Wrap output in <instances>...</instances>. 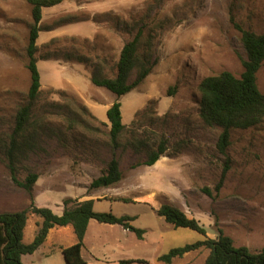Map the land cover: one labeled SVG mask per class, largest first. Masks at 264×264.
<instances>
[{
    "label": "rangeland",
    "instance_id": "rangeland-1",
    "mask_svg": "<svg viewBox=\"0 0 264 264\" xmlns=\"http://www.w3.org/2000/svg\"><path fill=\"white\" fill-rule=\"evenodd\" d=\"M42 13L36 53L41 89L32 112L40 126H35L36 145L20 155L15 176L24 181L30 173L39 174L32 196L37 207L59 215L68 197L94 199L95 212L130 216L133 227L145 230L140 239L123 226L91 220L82 249L86 264H165L159 258L172 249L205 240L159 216L156 210L166 203L197 219L209 238H217L221 229L236 247L261 251L264 120L233 130L227 154H221L217 141L222 130L206 126L199 115V85L223 71L242 75L247 55L230 17L244 29L264 34V0H61ZM32 23L28 0H0V213L29 209L33 201L13 180L2 148L19 108L30 102L27 46ZM141 28L146 38L152 36L159 58L150 75L120 98L95 86L92 73L114 76L120 49ZM257 83L264 94V63ZM118 99L126 130L114 149L107 110ZM162 141L167 150L155 165L132 167L145 162ZM113 157L119 159L123 180L89 190ZM122 198L132 202L117 201ZM41 222L29 212L26 244ZM75 242L71 226L55 227L22 262L67 264L62 248ZM208 254L202 248L172 264H204Z\"/></svg>",
    "mask_w": 264,
    "mask_h": 264
},
{
    "label": "trees",
    "instance_id": "trees-1",
    "mask_svg": "<svg viewBox=\"0 0 264 264\" xmlns=\"http://www.w3.org/2000/svg\"><path fill=\"white\" fill-rule=\"evenodd\" d=\"M28 1L32 5L33 18L27 46L28 70L31 77L28 92L30 102L19 108L14 129L8 135V141H2V148L7 155L13 180L29 193L33 201L29 209L0 213V264H23L22 257L36 252L46 241L50 230L57 226H72L76 236L75 244L63 249L67 264H86L82 258V249L91 220L123 226L134 232L140 239L143 238L145 230L133 227L130 222L134 218L130 216L118 217L111 212H95L94 199L80 200L68 197L63 201L64 211L61 215L55 214L50 208L37 207L32 196L39 174L30 173L24 181L18 180L15 176L16 163L19 161L20 155H25V150L34 149L39 129L35 126H40L39 122L33 119L32 112L34 101L39 97L41 89V74L36 53L38 51L37 40L42 31L40 25L43 17L42 11L44 7L54 6L61 0ZM230 20L242 34L241 41L247 55L243 61L244 71L239 78L229 71H223L218 75L203 79L199 85L200 118L206 126L222 130L218 137L217 149L223 155L227 154L233 130L256 127L264 120V94L260 91L257 83V74L264 63V34L244 29L241 24L236 22L233 15ZM151 39L152 36L146 38L145 31L141 28L132 40L123 45L114 76L107 77L101 72L102 75L93 72L92 83L97 87L107 89L118 98L132 92L145 81L158 64L159 58L155 54ZM78 61L86 63L81 58H78ZM175 89L176 87L171 88L169 96H172ZM107 118L110 123V141L113 148L117 149L119 139L126 130V125L123 122L122 104L119 99L107 110ZM21 150L23 151L21 152ZM166 150V142L162 141L156 150L150 152L145 162L134 164L132 167L153 166L165 154ZM227 169L228 166L223 171L221 181L216 185L215 189L218 192L222 187ZM122 180L123 172L119 159L113 157L108 163L107 170L92 181L89 190L108 188ZM204 191L212 195L210 189L205 188ZM117 201L132 202L127 198ZM29 212L40 216L42 222L39 224V231L34 240L26 244L24 232ZM156 212L176 228L191 229L205 236L203 241L172 249L168 254L161 256L159 261L165 264H172L174 259L182 258L186 254L199 251L202 248L209 250L204 264H264V248L254 253L247 247H236L233 239L225 235L221 229L217 238H209L204 225H201L197 219L190 218L182 209L173 204H162ZM133 262V260L121 261L120 264H132ZM138 262L147 264L145 261Z\"/></svg>",
    "mask_w": 264,
    "mask_h": 264
},
{
    "label": "crops",
    "instance_id": "crops-1",
    "mask_svg": "<svg viewBox=\"0 0 264 264\" xmlns=\"http://www.w3.org/2000/svg\"><path fill=\"white\" fill-rule=\"evenodd\" d=\"M121 49H122V48H121ZM121 49H120V51H119V53H118L119 56H120ZM118 59H119V57L117 58V61H118ZM112 104H113V103H112ZM112 104H111V105H112ZM109 108H110V107H109ZM107 127L110 128V126H107ZM74 187H76V186H74ZM76 188H78V187H76ZM82 193H83V192H82ZM78 194H79V193H78ZM61 212H62V209H61ZM61 212H59V215L62 214ZM57 227H58V226H57ZM67 227H68V226H67ZM71 227H72V226H71ZM53 229H54V228H53ZM53 229H51L50 232H51ZM50 232H49V234H50ZM48 237H49V235H48ZM48 237H47V239H48ZM85 237H86V236H85ZM47 239H46V241H47ZM84 240H85V239H84ZM46 241H45V242H46ZM45 242H44V243H45ZM44 243H43V244H44ZM43 244H42V245H43ZM61 248H62V247H61ZM62 249H64V248H62ZM22 258H23V257H22ZM176 259H177V258H176ZM173 261H175V259H174Z\"/></svg>",
    "mask_w": 264,
    "mask_h": 264
}]
</instances>
